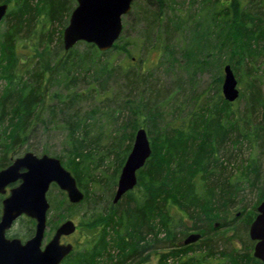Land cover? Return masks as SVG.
<instances>
[{"label": "trees", "instance_id": "16d2710c", "mask_svg": "<svg viewBox=\"0 0 264 264\" xmlns=\"http://www.w3.org/2000/svg\"><path fill=\"white\" fill-rule=\"evenodd\" d=\"M2 2L7 3L8 8L0 21V169L18 155L22 148L31 149L28 141L37 125L45 122L44 110L50 114L47 122L52 121L54 110L58 107L57 104L46 103L49 96H57L66 105L83 97L82 91L71 86L82 71L86 77H90L88 87L94 89L95 83L103 87L117 72L129 73L134 67V59L131 57L126 61L127 67L112 60L116 54H128L127 41L121 43L122 30L113 45L105 51L85 41H78L65 50L60 28L56 38L59 53L50 57L53 32L45 31V34L41 25L62 21V17L65 23L71 8L68 0H0ZM171 2L175 1L144 0L146 7L139 14L140 17L138 15V19L145 22V40L150 41L152 38V49L159 54L160 47L154 43L159 35L152 36V33L163 19V8H172L169 5ZM202 2L204 13L207 4H215L217 0ZM220 2L222 10L219 12L207 10L210 12L202 30L199 29L202 18L187 26L197 15L191 9L186 18L167 16L166 24L172 23L178 32L186 27L192 34L191 42L180 52L185 62L184 68L190 75L197 69H210L213 66L216 80L221 83L223 66L230 64L239 82L243 84L236 99L237 102L243 100V111L237 114L235 109L239 104L233 106L235 100L227 101L221 93L211 104L208 98L202 99V94H191V108L185 111L184 103H175L171 107V118L166 119L158 106L164 100L171 103V97L168 94L165 97L158 96L157 92L154 98L137 103L127 99L121 105L115 104L117 107L107 106L102 111L107 118L106 124L117 125L108 129L103 128V123L98 120L96 122L95 118L93 123H87L86 117L94 115L95 111L86 113L87 116L83 118L75 112L73 118L76 119L66 122L69 148L59 157L75 177L83 198L78 203H71L65 191L60 189L62 195L56 203L53 205L51 199V203L48 201L47 213L56 207L58 215L63 214V203L73 206L88 199V186L93 181L99 183L103 191H107L108 201L103 210L95 215L84 216L76 225L72 234L78 230V234L83 237L82 229L90 234L81 237L79 242L75 241L70 253L59 264H218L216 262L219 257H216L209 243L217 235L215 232L222 228H232L235 218L242 215H246V227L253 220L256 206L264 197V180L259 179V160L255 154H251L248 164L243 165L235 176L225 170L230 155L223 153L220 157L219 151L221 147H232L241 140H247L249 146L254 148L264 147V92L256 74L252 73L254 68L248 69L245 66L252 57L264 54V14L261 9L253 7L254 0ZM216 14L222 16L221 22L216 23L221 27L219 30L222 34L219 37L222 36V39L219 44H211V30L208 28ZM24 28L30 35L22 34ZM44 28L47 29L46 25ZM43 37L47 38L41 45ZM169 37L170 34L165 37L163 52L168 55L172 66L177 58L168 41ZM213 37H218V33H213ZM260 41L262 45L258 46ZM81 42L85 44L84 50L76 48V44ZM220 47H228L229 53L237 57L235 61L231 58L226 62L219 61L217 51ZM240 71L246 74V78ZM54 81L61 86L59 90L53 89ZM159 97H162L160 101ZM109 98L106 96V100ZM121 106L126 107L130 114L125 121L118 122L114 114L118 112L117 108L122 109ZM258 113H262L260 118L257 117ZM255 116L256 121L253 122ZM140 126L146 128L150 137L151 154L137 171L136 185L113 203V189L117 185L119 171ZM119 128L121 132L115 135ZM104 138L109 140L105 145L109 149L105 152L101 150ZM125 138L127 143L121 145V140ZM40 152L45 153L46 149L41 148ZM108 154L116 155V168L112 174L104 172L105 176L96 177L93 169H98ZM258 181L262 182L263 187L254 204L250 207L238 204L239 193L245 195L242 187L244 182L252 188ZM235 207H239L238 216L222 219L218 221V226H214L212 221L220 219L219 211ZM23 221V231H16L15 225ZM15 225L10 233L24 239L32 233L34 220L21 215ZM56 226L57 223L53 222L51 231ZM190 232H199L201 236L195 242L182 243ZM250 244L247 248L242 244L243 250H235L229 255L221 252L220 255L228 257L231 264H264L253 255L254 241L251 240Z\"/></svg>", "mask_w": 264, "mask_h": 264}, {"label": "rangeland", "instance_id": "374dc122", "mask_svg": "<svg viewBox=\"0 0 264 264\" xmlns=\"http://www.w3.org/2000/svg\"><path fill=\"white\" fill-rule=\"evenodd\" d=\"M36 1L37 0H33V2ZM133 1L134 2L132 3L131 11L128 15H125L122 18L123 29L121 33V43L127 41L128 56L124 55L123 53H120L116 54L112 58L114 62L123 63L125 67L128 66L126 62L127 59L130 57L133 58L134 60L132 62L134 67L132 68V71H130L129 73L117 72L116 74H114V76L109 78L108 82L103 87L95 83L93 85L94 89L88 87L90 77H86L85 73H83L82 71L80 76H78V79H76L75 82L71 84V86L73 88H76V90L78 91H82L83 97L78 100H73V102H68L65 105L63 104V101H61L57 96H49L50 98L47 99L46 103L48 105L57 104L58 107L54 110L55 113L52 116V121L49 123L47 122V119L50 114L48 113V110H44L43 119L45 120V122L43 124H38L33 135L29 138L28 144L30 145L31 149L24 150V148H22L19 154L15 157L22 155L26 151H31L37 155H41L43 153H41L40 150L41 148H44L46 149L45 154L55 156L60 159L59 155H61L62 153L64 154L65 150L69 148L66 122L70 121V119H76L73 118V114L75 112H77V115L83 118L87 116L86 113L90 111H95L94 115L86 117L85 120L87 121V123H93V118H95L96 122L98 120L99 123H103V128L108 129L117 125L106 124L107 118L105 117V114H102V111H105L106 107L109 105V107H117L118 105L123 104V101L127 99L131 101L133 100L135 103H137L140 100L154 98L157 92L158 96L162 95L163 97L167 96L168 94L171 97V103H166L165 100L161 104L158 103V109L162 110V116L166 119L171 118V107L175 103H184V110L188 111L191 108V104L193 103L191 94H202V99L208 98L209 104H211L214 99L217 100L218 94L221 93V83L216 80L217 78L215 76V68L212 66L210 69H197L192 75H190L184 68L185 62L182 56L180 55V52L186 46V44L191 42L190 40L192 34L189 32V30L186 29V27L182 29V31L178 32L174 29L172 23H166L168 22L167 16L173 18L175 17L174 15H177L186 18L188 16V12L191 9L192 12L194 11L199 16L196 15L192 22L189 21L187 23V26L189 27V25L195 23V21L202 18L201 28H199L200 30H202L207 24L206 17L209 15L208 13L210 12H207V10L212 9V11H215L214 13L219 12L220 10H222V2H220V0H217V3L215 4L209 2L207 4L206 9L204 10V13V7L202 8V0H174V3H169L172 8H170L169 6H165L162 12L163 19H161V21L156 25L155 30L152 33V36H156L157 34L159 35V38L157 36L156 41L154 40V43L158 44L160 47L161 54H159L158 52L153 51L152 49V38L150 41L145 40L143 36L145 22L143 20L138 19V15L140 13L142 14V12L144 11V7H146L144 4V0ZM75 4V0H68V5L71 6V8L69 9V15ZM253 5H255L253 6L254 8L261 9L262 13L264 14L263 0H259L258 2L254 0ZM200 12L202 13L200 14ZM145 13L150 14V12ZM69 15L67 16L65 23L63 22L64 19L62 17V21L60 20L59 22H48L46 24L44 23L43 25H41V29L44 31V33L45 31L50 30L53 32L50 41V57H54L59 53V47L56 42L57 33L60 28L63 31L64 27L68 23ZM214 17L215 19L213 20V23L209 24L208 28L209 30H211L210 41L211 44L212 42H216L217 44H219L222 39V36L219 37V35L222 33L219 30L221 27L218 26L216 23L219 24V21L221 22L222 16H217L216 14ZM42 19H44V17H42ZM262 19H264V17H262ZM45 25L47 29L44 28ZM166 25H168L167 29H165ZM1 27L3 28L4 24H2ZM213 33L214 35L215 33H218V37H216L217 39L213 37ZM22 34H28L25 28L23 29ZM168 34H170L168 41L172 49L175 51V57L177 58V62H174L172 66L169 64L168 55L164 54L163 52L165 37ZM43 38L44 39L41 41V45L47 37ZM257 45L261 46L262 41L257 43ZM76 48L79 50H84L85 44L82 42L78 43L76 44ZM215 48L218 49L217 47ZM217 53H219L217 54V59L219 61L226 62L227 59L231 58L234 60L237 58L235 55L232 56L229 53L228 47H220ZM249 62L245 66L248 67V69L249 67L254 68L252 70V73L256 74L255 76L259 81L258 84L261 86L262 92H264V54H259L257 56L252 57ZM138 66H140L141 68H139ZM240 73L244 76V78H246V74H243L242 71H240ZM235 77L237 79V87L239 88V90H241L243 88V84L239 82L237 75H235ZM1 83H3V81ZM54 84L55 88L53 89L59 90L61 88L59 83H56L54 81ZM106 96L110 97L109 100H106ZM113 99H115L116 103L115 101H113ZM161 99L162 97H159V101ZM237 104L239 105L235 110L237 114H239L243 111L244 102L243 100L240 101V99L238 100V102L237 100H235L233 106H236ZM121 108V110L117 108L118 112L114 114L116 117H118V122L125 121L130 114V111L126 107L121 106ZM261 115L262 113H258L257 117L260 118ZM252 121H256V116L252 119ZM91 127H89L88 129L89 131ZM140 127H143L146 130L144 126ZM251 128H253V123L251 124ZM97 130H99V128ZM127 130H130V128H128ZM79 132H81V128L79 129ZM119 132H121V128L118 129L115 135H118ZM148 139H150V137H148ZM108 142L109 140H107L106 138L103 139L101 143L102 145H104L103 147H101V150H103V152L109 149L105 146L106 144H108ZM125 143H127L126 138L121 140V145H124ZM132 143L133 140L131 142V146ZM231 146L232 147L228 148L227 145H225V148L221 147L219 151L220 157H222L221 154L223 153H225V155H230L228 162L226 163L227 168L225 170L237 176L239 171L242 170V166L248 164L251 154H255L256 158L259 160V179L264 180V147H251L249 146L247 140H241V142L235 143V145ZM63 161H65V159H63ZM62 165L67 170H69L63 163ZM116 166V155L110 154L109 156H106V158L103 160L102 165L98 169H93L92 172L96 177L105 176L104 172H106L107 174H112ZM261 184L262 182L258 181V184L251 188L250 185L244 182V185H242V187L244 189L243 191L245 192V195L239 193L240 199L238 200V204L243 203L245 206H252V204H254L257 199L260 188L263 187V184ZM88 187L90 190L89 198L83 201L82 203L73 206H68L66 203H63L61 209H63L64 211L63 214L60 215H58L59 210H57L56 207H52L50 209V211L47 213V227L43 239V244L50 239L54 232V230L51 231L50 228L53 222L57 223L58 225L65 219H72L78 226L80 220L84 216H90L91 214L95 215V213L100 212V210H103L106 207V203L108 201L107 191H103L99 183L95 181H93ZM115 188L116 186H114L113 190H115ZM60 191V188L55 183L50 184L48 192L46 194L47 200L50 202L51 199V202L53 201L54 205L58 198L62 195ZM125 200L126 198L124 199V201ZM124 201H122L121 203L123 204ZM238 211L239 207H235L234 209L227 211H219L220 219H214L212 222L214 223L215 221H221L225 218L227 220L232 219V217H235L234 215ZM245 219L246 215H242L237 219L235 218V220L233 221L232 228H222L215 232L217 233V235L209 243L211 244L214 253L216 254V257H219V260L216 263L231 264L230 261H228L227 259L228 257H223L222 255H220L221 252H224L226 255H229V253H234L235 250L240 251L243 250L244 247L247 248L251 245V240L249 239L248 235L249 226L246 227ZM24 228V221L22 223L16 224L14 227V229L19 232L23 231ZM82 231L83 237L82 234H78L77 230L74 234H70L61 238V242H70L74 244L75 241L79 242L85 236H89V232L83 229ZM211 236H214V234H211ZM242 244H245V246L243 247Z\"/></svg>", "mask_w": 264, "mask_h": 264}, {"label": "water", "instance_id": "95a60500", "mask_svg": "<svg viewBox=\"0 0 264 264\" xmlns=\"http://www.w3.org/2000/svg\"><path fill=\"white\" fill-rule=\"evenodd\" d=\"M133 0H76L68 23L62 31L63 48L68 50L78 41L93 43L100 51L109 49L122 30V16L131 9ZM8 4L0 3V21ZM221 94L230 102L239 96L237 79L230 64L223 66ZM151 154V146L143 127H139L132 146L122 164L117 185L112 197L116 203L121 196L132 189L137 182V170ZM24 169V170H20ZM16 181L2 200L0 215V264H59L72 250L73 244L61 242V237L73 233L76 224L65 219L57 225L50 239L43 244L49 202L46 193L51 183L65 191L71 203H78L83 192L77 186L75 177L61 163L60 159L45 153L37 155L26 151L17 156L6 167L0 169V193ZM236 212L234 216H238ZM22 214L36 221L34 234L22 242L18 237L5 236L14 221ZM219 222H214L218 226ZM248 235L255 241L253 255L264 263V197L256 206V215L248 227ZM199 232H190L182 243L195 242Z\"/></svg>", "mask_w": 264, "mask_h": 264}, {"label": "flooded vegetation", "instance_id": "af4514ba", "mask_svg": "<svg viewBox=\"0 0 264 264\" xmlns=\"http://www.w3.org/2000/svg\"><path fill=\"white\" fill-rule=\"evenodd\" d=\"M14 158H15V157H13V158L11 159V161H10L7 165H9V164L13 161ZM7 165H6V166H7ZM6 166H4V167H6ZM4 167H2V168H4ZM2 168H1V169H2ZM20 170L22 171V170H24V169H20ZM18 183H19V181H16V182H14V183L8 185V186L6 187V191H5L4 193H0V196L2 195V198L0 199V200H1V201H0V202H1L0 215H1V210H2V200H3V198L6 197V196L9 194V189H10L11 187L17 185ZM18 218H19V217H18ZM18 218H17V219H18ZM32 219H33V218H32ZM33 220H34V225H33L34 228H33L32 233H31L28 237H26V238L23 239V238H21L20 236L13 235V234L10 233V230L14 227L16 220H15V222L12 224V226H11L8 230H6V232H5V236L8 237V238L18 237L22 242H24L26 239L30 238V237L34 234L36 221H35V219H33ZM63 237H65V236H62V238H63Z\"/></svg>", "mask_w": 264, "mask_h": 264}]
</instances>
